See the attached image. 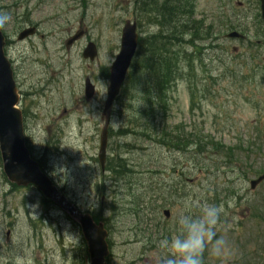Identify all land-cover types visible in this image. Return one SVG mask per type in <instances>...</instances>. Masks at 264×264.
Listing matches in <instances>:
<instances>
[{"label": "rangeland", "instance_id": "374dc122", "mask_svg": "<svg viewBox=\"0 0 264 264\" xmlns=\"http://www.w3.org/2000/svg\"><path fill=\"white\" fill-rule=\"evenodd\" d=\"M134 2L0 0V11L11 16L1 29L10 40L6 53L21 95L27 146L34 157L48 162L47 174L74 205L107 225L109 264H162L168 257L157 242L174 231V218L189 201L224 204V219L232 225L226 233L232 254L223 264H255L256 241L264 235V183L250 189V181L264 173L259 0H192V20L202 22L199 26L210 37L199 48L184 45L180 76L168 91L169 110L160 128L176 136L184 126L204 148L223 146L221 153L208 145L195 155L156 147L134 134L120 135L131 113L117 100L111 129L119 133L110 137L108 155L115 149L123 153L136 172L115 182L97 162L99 134L108 70L119 53L125 22L135 20ZM236 21L243 24L235 31L245 41L226 37L233 31L227 25ZM31 26L37 34L18 41L19 32ZM145 27L142 36L145 29L158 31ZM79 34L67 49L66 42ZM90 42L97 45L93 62L82 56ZM213 44L214 50H206ZM87 78L96 87L88 101ZM49 147L52 154L44 159ZM0 243V264H89L79 224L58 206L43 204L36 188L11 186L1 158ZM204 264L221 261L205 254Z\"/></svg>", "mask_w": 264, "mask_h": 264}, {"label": "trees", "instance_id": "16d2710c", "mask_svg": "<svg viewBox=\"0 0 264 264\" xmlns=\"http://www.w3.org/2000/svg\"><path fill=\"white\" fill-rule=\"evenodd\" d=\"M141 5L146 9L142 0L139 1V6ZM146 6L149 12L151 7L147 2ZM144 8L138 7L139 15H142L141 9ZM153 10L159 13L157 15L159 30L139 40L134 62L118 98L131 114L126 115L128 118L125 129L119 131L120 133L111 132L110 137L118 133L122 136L134 134L138 138L148 139L156 147L167 146L184 153L194 151L196 155L203 154L202 152L210 145L211 150L221 153L220 148L223 146L206 144L204 148L200 137L186 133L184 126L177 128L174 134L176 136L171 135L168 128H160L168 113V91L180 76L181 52L183 47L185 48L184 45L199 48L197 47L199 42L209 40L210 32L202 31L203 27L199 26L202 22L192 20L194 14L192 0H164L159 8ZM140 21V24L150 22L149 18L144 20L142 17ZM239 23L230 22L227 27L240 29L243 24ZM211 46H207L206 50H214V44ZM200 48L202 49V46ZM196 53L201 51L196 50ZM115 151L116 149L107 160L106 171L109 178L117 182L129 178L136 171L123 153ZM12 186L17 189L16 186ZM42 200L43 204L49 202L46 199Z\"/></svg>", "mask_w": 264, "mask_h": 264}, {"label": "water", "instance_id": "95a60500", "mask_svg": "<svg viewBox=\"0 0 264 264\" xmlns=\"http://www.w3.org/2000/svg\"><path fill=\"white\" fill-rule=\"evenodd\" d=\"M261 2L262 19L264 21V0ZM35 34V28L23 30L18 40H24ZM81 34L67 42L69 47ZM228 38H244L238 32H233ZM139 35L136 23L127 21L122 30L120 53L116 56L110 69L107 100L103 110L105 124L100 134L99 161L102 170L105 168L106 150L108 145V128L111 121L113 104L118 97L125 82L127 72L131 66L138 46ZM6 38L0 30V153L4 166V173L9 181L20 187L35 186L47 199L54 201L61 209L75 219L81 229L88 247L90 264H107L110 256L108 245V232L103 223H95L90 214L80 212L59 191L53 181L41 171L39 164L31 157L26 146L24 132V120L22 111L17 108L20 103V95L14 79L11 62L5 54ZM97 55L96 45L90 43L83 53L85 59L94 60ZM86 97L92 98L94 87L89 80L86 81ZM262 181L264 175L251 181V189L254 190ZM164 214L169 217V211Z\"/></svg>", "mask_w": 264, "mask_h": 264}, {"label": "clouds", "instance_id": "9594fccd", "mask_svg": "<svg viewBox=\"0 0 264 264\" xmlns=\"http://www.w3.org/2000/svg\"><path fill=\"white\" fill-rule=\"evenodd\" d=\"M10 20L8 12L0 11V28ZM225 213L223 203L185 202L174 218V231L157 242L168 257L162 264H204L205 254L223 264L232 254L231 241L226 236L232 225L224 219Z\"/></svg>", "mask_w": 264, "mask_h": 264}, {"label": "flooded vegetation", "instance_id": "af4514ba", "mask_svg": "<svg viewBox=\"0 0 264 264\" xmlns=\"http://www.w3.org/2000/svg\"><path fill=\"white\" fill-rule=\"evenodd\" d=\"M148 1L153 5L154 0H142V3L145 4V6H146V2L149 3ZM155 1L158 3L160 2V0H155ZM257 217H259V215H257ZM6 237H7V239L9 238L8 233L6 234ZM257 239H258V241H256V242H257V245L259 247H257L258 250L256 252H254V257L257 259L255 264H264V235L259 234ZM2 247H3V245L0 243V253L2 251ZM261 249H262V251H261Z\"/></svg>", "mask_w": 264, "mask_h": 264}, {"label": "bare ground", "instance_id": "6f19581e", "mask_svg": "<svg viewBox=\"0 0 264 264\" xmlns=\"http://www.w3.org/2000/svg\"><path fill=\"white\" fill-rule=\"evenodd\" d=\"M149 2V1H148ZM175 6V5H174ZM172 7H173V5H172ZM169 8V7H168ZM173 10V9H172ZM169 14V13H168ZM152 47V46H151Z\"/></svg>", "mask_w": 264, "mask_h": 264}]
</instances>
